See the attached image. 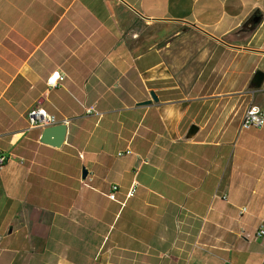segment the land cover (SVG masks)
Returning a JSON list of instances; mask_svg holds the SVG:
<instances>
[{
	"label": "crops",
	"instance_id": "crops-1",
	"mask_svg": "<svg viewBox=\"0 0 264 264\" xmlns=\"http://www.w3.org/2000/svg\"><path fill=\"white\" fill-rule=\"evenodd\" d=\"M257 71L264 0H0V264H264ZM37 107L68 122L59 149Z\"/></svg>",
	"mask_w": 264,
	"mask_h": 264
},
{
	"label": "built area",
	"instance_id": "built-area-1",
	"mask_svg": "<svg viewBox=\"0 0 264 264\" xmlns=\"http://www.w3.org/2000/svg\"><path fill=\"white\" fill-rule=\"evenodd\" d=\"M65 77L58 72L52 73L46 80L45 85L47 89H54L58 86L59 83L63 82ZM91 112L87 111L89 115ZM28 124L31 129H46L49 127H54L60 124L67 125L68 122H58L54 116L49 115L42 108H34L29 111L27 115ZM264 126V113L263 111L254 104H249L247 109L245 110L241 123L239 126V131H249L251 129H261ZM118 156H122V154H118ZM5 163V158L3 155H0V167ZM137 183L134 182L128 189L126 193V198L130 199L134 196L136 192ZM118 191L117 185H111L109 189L108 199L110 201L115 200V195ZM246 209H242L241 213H245ZM255 237L257 239L264 238V225H261L256 232Z\"/></svg>",
	"mask_w": 264,
	"mask_h": 264
},
{
	"label": "water",
	"instance_id": "water-1",
	"mask_svg": "<svg viewBox=\"0 0 264 264\" xmlns=\"http://www.w3.org/2000/svg\"><path fill=\"white\" fill-rule=\"evenodd\" d=\"M258 22H259V18L253 15L251 19V24L256 25ZM263 80H264L263 73L259 71L255 72L251 80V87L254 90L260 89L263 83ZM150 97L153 102L157 103L158 99L153 92L150 93ZM150 104L151 102L147 101V102L139 104L138 106L143 107V106H149ZM197 131L198 129L195 126H191L187 133V138L188 139L192 138L197 133ZM65 136H66V126L65 125L60 124L54 127H49L43 130L41 138H40V143L43 145H47L51 148L59 149L65 141ZM86 176H87V171L83 169L82 178L85 179Z\"/></svg>",
	"mask_w": 264,
	"mask_h": 264
},
{
	"label": "rangeland",
	"instance_id": "rangeland-1",
	"mask_svg": "<svg viewBox=\"0 0 264 264\" xmlns=\"http://www.w3.org/2000/svg\"><path fill=\"white\" fill-rule=\"evenodd\" d=\"M260 72V71H259ZM252 79V76L250 77V80ZM117 153H119V154H121V153H123L122 152V149H115V148H109L108 149V153H107V157H108V160L110 161V162H113V163H116L117 161H120V160H126V159H129L128 157L129 156H125V158H120L118 155H116ZM68 154H70V156H72V157H74V158H66L65 160L69 163V164H74V163H76V161H77V155H76V153H72V152H70V151H68ZM123 155H124V153H123ZM61 184H66V185H68L69 184V181H68V183L67 182H65V181H63V179H61ZM55 190H57V188L55 187ZM58 190H61V191H63L64 189H61V188H59Z\"/></svg>",
	"mask_w": 264,
	"mask_h": 264
},
{
	"label": "trees",
	"instance_id": "trees-1",
	"mask_svg": "<svg viewBox=\"0 0 264 264\" xmlns=\"http://www.w3.org/2000/svg\"><path fill=\"white\" fill-rule=\"evenodd\" d=\"M254 15H255V17L260 18V14L259 13H255ZM251 19H249L244 26L248 25L249 28L252 30V29H254L257 26L258 23L256 25L251 24Z\"/></svg>",
	"mask_w": 264,
	"mask_h": 264
}]
</instances>
